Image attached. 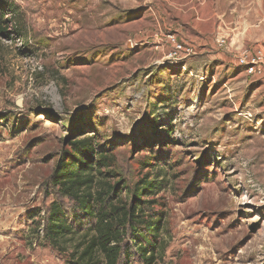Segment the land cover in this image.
<instances>
[{
    "label": "rangeland",
    "instance_id": "374dc122",
    "mask_svg": "<svg viewBox=\"0 0 264 264\" xmlns=\"http://www.w3.org/2000/svg\"><path fill=\"white\" fill-rule=\"evenodd\" d=\"M0 26V264H69L53 202L75 232L134 205L161 219L155 264H264V66L240 63L264 52V0H0ZM77 136L109 158L93 216L52 182ZM150 164L162 191L139 202Z\"/></svg>",
    "mask_w": 264,
    "mask_h": 264
},
{
    "label": "trees",
    "instance_id": "16d2710c",
    "mask_svg": "<svg viewBox=\"0 0 264 264\" xmlns=\"http://www.w3.org/2000/svg\"><path fill=\"white\" fill-rule=\"evenodd\" d=\"M10 11L13 12L11 9ZM0 34L7 35V28L0 26ZM95 140L96 136L84 138L77 136L70 140L72 150L63 153L52 178L53 185L59 187L63 195L73 199L79 210L89 216L94 215V202L98 196L101 197V193L94 190L97 182L95 173L98 167L106 165L109 159L105 154L96 152ZM149 167L157 168V172L153 178L151 176L152 179L143 178L136 185L132 191L136 201L141 202L144 197H151L162 191L163 170H160L158 165L150 164ZM111 191H114V187ZM102 208V206L99 208V212ZM114 211V214H106L102 210V220L97 222L95 232H75L72 226H68L64 210L53 202L46 214L45 236L58 251L66 253L65 247L69 245L68 247L72 249L68 254L69 264H131L132 254L126 251V255H123V244L128 233H132L135 235L134 240L137 243L135 247L140 259L144 264H155L158 260V249L163 243L157 242L163 229L161 219L145 216L137 205L129 211L124 208ZM109 220L112 226L108 225ZM125 223L130 227L138 224L143 230L125 232Z\"/></svg>",
    "mask_w": 264,
    "mask_h": 264
},
{
    "label": "built area",
    "instance_id": "2783aa9c",
    "mask_svg": "<svg viewBox=\"0 0 264 264\" xmlns=\"http://www.w3.org/2000/svg\"><path fill=\"white\" fill-rule=\"evenodd\" d=\"M172 42L175 43V49L177 53L190 55L193 53V49L190 46H182L175 42L174 36L171 37ZM240 63L244 67V70L249 75L261 74L262 67L264 66V52L258 51L254 55L246 54V56L240 58Z\"/></svg>",
    "mask_w": 264,
    "mask_h": 264
}]
</instances>
